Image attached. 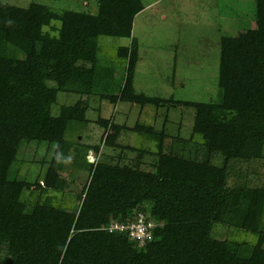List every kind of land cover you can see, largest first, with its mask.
Instances as JSON below:
<instances>
[{"label":"trees","instance_id":"obj_1","mask_svg":"<svg viewBox=\"0 0 264 264\" xmlns=\"http://www.w3.org/2000/svg\"><path fill=\"white\" fill-rule=\"evenodd\" d=\"M92 1L87 12L0 3L4 264H264V0H257L255 35L221 42L217 100L210 103L137 94L138 45L131 35L145 0ZM102 37L131 42L116 51L125 66L119 94L100 98L168 114L172 108H191L189 138L171 135L166 116L160 129L122 126L154 143L156 152L122 145L118 135L106 134L112 120L99 117L103 145L119 155L92 162L87 155L100 156L99 147L79 143L81 135L75 142L67 139L69 130H85L90 123L84 98L92 94ZM59 93L79 99L53 115ZM25 143L52 149L34 182L12 175ZM147 156L153 158L150 169ZM68 160L81 171L78 177L87 173L77 193L68 191L70 181L59 171ZM34 192L38 197L30 208ZM138 212L156 223L151 242L142 247L126 233L101 230ZM217 227L252 234L255 242L217 240Z\"/></svg>","mask_w":264,"mask_h":264},{"label":"rangeland","instance_id":"obj_2","mask_svg":"<svg viewBox=\"0 0 264 264\" xmlns=\"http://www.w3.org/2000/svg\"><path fill=\"white\" fill-rule=\"evenodd\" d=\"M89 3V8L86 3ZM92 0H0L18 8H28L31 4H41L54 11L87 12L94 3ZM152 5V7H151ZM146 7L133 22L131 37L138 45V62L134 73V90L137 94L156 99H173L182 103H210L217 100L218 75L221 42L235 36L247 39L243 33L257 12V0H145ZM260 10V9H258ZM258 23V21H257ZM258 29V24H257ZM254 32H258V30ZM240 34V35H239ZM255 35V34H253ZM125 38H100L98 66L94 76L92 94L87 99L90 121L85 130H69L67 139L100 148V156L88 153L86 161H94L105 156L114 159L119 155L103 145L104 130L98 126L99 117L111 119L106 134L118 135V142L136 148L156 152L155 144L136 133L122 129V126L142 125L162 126L168 116L167 130L176 136L189 138L194 121L191 108L176 107L169 112L152 106L119 103L102 100L100 95H118L124 77V63L116 58L120 47L130 44ZM79 97L75 94L59 93L52 106V114L58 115L62 106L74 104ZM171 141H167L170 143ZM52 149L37 143L23 144L12 167V175L19 180L34 182L40 172L41 163L49 161ZM129 158L136 155L127 153ZM153 158H145V168L150 169ZM60 174L70 181L69 192H79L87 173L78 177L81 171L68 160L59 167ZM79 172V173H78ZM38 192H34L28 203L31 208ZM78 204L75 205L77 207ZM264 230V213L261 221ZM217 240L227 239L240 243L253 244L255 236L243 231L217 227L214 231ZM4 253L0 252V264H4Z\"/></svg>","mask_w":264,"mask_h":264},{"label":"built area","instance_id":"obj_3","mask_svg":"<svg viewBox=\"0 0 264 264\" xmlns=\"http://www.w3.org/2000/svg\"><path fill=\"white\" fill-rule=\"evenodd\" d=\"M156 227V223L149 215L138 212L133 219L126 223L112 222L101 230L109 233H126L131 241L135 242L139 247L144 246L152 240V230Z\"/></svg>","mask_w":264,"mask_h":264},{"label":"crops","instance_id":"obj_4","mask_svg":"<svg viewBox=\"0 0 264 264\" xmlns=\"http://www.w3.org/2000/svg\"><path fill=\"white\" fill-rule=\"evenodd\" d=\"M146 7H148V6H146ZM151 7H152V5H151ZM257 24L258 23H257L256 16H255V18L252 21H250L249 24L245 27V30L243 31V33H249L247 39H250L253 36V34H255L254 30L256 31ZM236 37H240V36H235L233 38H236Z\"/></svg>","mask_w":264,"mask_h":264}]
</instances>
